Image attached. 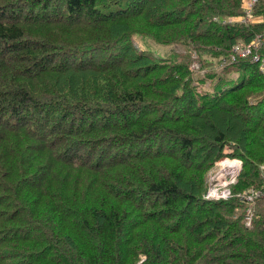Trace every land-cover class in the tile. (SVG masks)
<instances>
[{"label":"trees","instance_id":"16d2710c","mask_svg":"<svg viewBox=\"0 0 264 264\" xmlns=\"http://www.w3.org/2000/svg\"><path fill=\"white\" fill-rule=\"evenodd\" d=\"M241 1L0 0V264H264V193L251 226L238 195L264 191V75L222 65L264 32V0L219 21Z\"/></svg>","mask_w":264,"mask_h":264},{"label":"built area","instance_id":"2783aa9c","mask_svg":"<svg viewBox=\"0 0 264 264\" xmlns=\"http://www.w3.org/2000/svg\"><path fill=\"white\" fill-rule=\"evenodd\" d=\"M260 0H243L245 9L241 17L243 21H249L252 17L253 9ZM252 55V58L259 62L261 72L264 74V33L256 35L249 43H237L232 48L231 58L234 60L238 56L246 57ZM219 166L215 169L214 178L211 180L204 197L207 199L228 198L231 195V184H233L242 167V160L239 158H230L223 156L219 160ZM260 175L264 184V162L260 165ZM264 193L257 188H249L243 193H239L240 199L249 204L246 215V224H252L253 204L255 200Z\"/></svg>","mask_w":264,"mask_h":264},{"label":"rangeland","instance_id":"374dc122","mask_svg":"<svg viewBox=\"0 0 264 264\" xmlns=\"http://www.w3.org/2000/svg\"><path fill=\"white\" fill-rule=\"evenodd\" d=\"M134 41H135V43L138 45H141V47H144V48H149V49H151L152 51L154 50V51H158V52H160V53H162V54H164V55H168V54H170L171 52H173L172 50H173V48H175L174 50H176L177 51V53H179L180 52V54H183V52H185V48H186V46L187 45H189V44H187V45H185L186 43H177L176 45H159V46H157L158 44H155V42H152L150 39H146V41H145V43L144 42H142V40H140L139 39V37H134ZM190 46V45H189ZM196 57V54H195V52L192 54V58H195ZM235 75V74H234ZM219 166V161H217L208 171H207V173H206V177H208V182H210V176H211V180H212V178H214L213 176H214V174H215V169H216V167H218ZM210 186V184L209 185H207V188ZM206 188V189H207ZM245 190V189H244ZM243 190V191H244Z\"/></svg>","mask_w":264,"mask_h":264}]
</instances>
